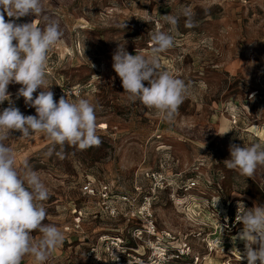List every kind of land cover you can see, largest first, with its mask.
<instances>
[{
  "label": "rangeland",
  "instance_id": "1",
  "mask_svg": "<svg viewBox=\"0 0 264 264\" xmlns=\"http://www.w3.org/2000/svg\"><path fill=\"white\" fill-rule=\"evenodd\" d=\"M42 6L41 16L16 19L5 14V20L33 21L40 27L46 19L58 21L63 37L48 52L45 87L57 102L65 93L69 100L89 99L96 106L101 140L86 150L58 145L50 157L45 155L50 142L42 134L24 138L16 131L5 141L17 168L27 161L49 188L50 198L43 202L45 223L65 236L45 264H95L86 257L89 245L105 229L124 225L121 218L110 220L96 200L81 195L86 177L118 195L122 187L134 194V184L147 192L143 173H162L169 185L154 197L157 225L197 234L195 240L210 233L220 215L232 214L227 203L243 199L248 208L264 205V166L248 178L224 164L231 144H264V0H42ZM186 6L195 13V27H186L180 15ZM167 14L180 19L172 33L174 46L161 54L160 63L183 79L190 92L172 123L155 109L130 102L113 68V55L121 47L132 55H147L151 34L170 31L162 18ZM20 87L8 86L13 106L24 115H36L23 97L17 98ZM8 106L5 101L0 110ZM61 151L63 158L56 155ZM186 181L198 186L178 190ZM173 194L180 200L172 202ZM243 194L250 198L237 196ZM74 209L87 215L79 232H65ZM33 236L39 239L41 234ZM194 239L189 241L194 247L190 260L204 249ZM22 264L35 261L26 256Z\"/></svg>",
  "mask_w": 264,
  "mask_h": 264
},
{
  "label": "clouds",
  "instance_id": "2",
  "mask_svg": "<svg viewBox=\"0 0 264 264\" xmlns=\"http://www.w3.org/2000/svg\"><path fill=\"white\" fill-rule=\"evenodd\" d=\"M43 13L42 0H0V104L9 101V106L0 110V264H22L26 256L35 264H45L65 239L60 228L45 223L47 209L43 202L50 198L49 188L27 161L17 168L14 151L5 144L9 136L16 131L24 138L42 134L50 142L45 153L49 157L58 145L61 149L67 144L86 150L101 143L96 134V106L87 98L69 100L67 93L57 102L50 87H45L48 52L63 37L58 21L46 19L40 27L33 21L5 20V14L19 19ZM180 15L185 17L186 27L196 26L192 8L183 7ZM162 18L170 25V31L151 34L150 52L132 55L121 47L113 55V68L130 102L139 101L172 123L190 92L183 79L161 66V54L174 46L172 33L178 28L180 16L167 14ZM145 81L149 86H145ZM10 83L21 85L17 98L23 97L36 115H24L13 106L8 92ZM38 89L41 91L34 97ZM229 151L225 166L238 170L242 176L252 178L258 166H264L262 143L244 147L231 144ZM56 155L63 158L62 151ZM236 221L243 224L238 234L245 242L241 258L247 264H264V205L246 208L239 204ZM34 232L41 234L39 239L34 238Z\"/></svg>",
  "mask_w": 264,
  "mask_h": 264
},
{
  "label": "built area",
  "instance_id": "3",
  "mask_svg": "<svg viewBox=\"0 0 264 264\" xmlns=\"http://www.w3.org/2000/svg\"><path fill=\"white\" fill-rule=\"evenodd\" d=\"M143 180L148 184L147 192L142 191L143 186L134 184V194H129L122 187L118 195L110 194L106 187L100 188L92 177L83 181L80 186L83 197L96 200L110 220L121 218L124 221L122 227L105 229L96 236L86 252L89 260L95 264H247V260L241 258L245 242L238 235L243 230V224L236 221L238 205L247 203V200L240 198L242 200L227 203L232 205V214L226 217L220 215L211 232L195 240L193 235L197 234L159 229L154 214V197L168 187V180L162 173L152 171H145ZM183 185L178 190L187 192L196 188L198 182L186 181ZM170 200L175 202L180 199L173 194ZM244 206L248 208L247 204ZM72 215L73 222L63 230L77 233L87 214L74 209ZM200 215L198 212L197 217ZM192 238L202 243L204 249L201 255L190 260L194 248L189 243Z\"/></svg>",
  "mask_w": 264,
  "mask_h": 264
},
{
  "label": "crops",
  "instance_id": "4",
  "mask_svg": "<svg viewBox=\"0 0 264 264\" xmlns=\"http://www.w3.org/2000/svg\"><path fill=\"white\" fill-rule=\"evenodd\" d=\"M237 196H238V197H242V196H243V197H248V198H250L249 196H246V195H242V196H241V195H237ZM159 229H160V228H159Z\"/></svg>",
  "mask_w": 264,
  "mask_h": 264
},
{
  "label": "trees",
  "instance_id": "5",
  "mask_svg": "<svg viewBox=\"0 0 264 264\" xmlns=\"http://www.w3.org/2000/svg\"><path fill=\"white\" fill-rule=\"evenodd\" d=\"M243 195H246V194H243ZM246 196H248V195H246ZM250 197V196H249Z\"/></svg>",
  "mask_w": 264,
  "mask_h": 264
}]
</instances>
